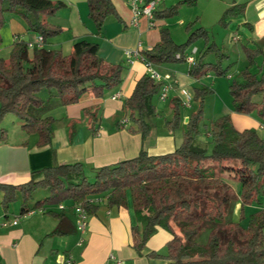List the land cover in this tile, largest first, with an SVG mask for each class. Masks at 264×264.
<instances>
[{"label":"trees","instance_id":"trees-1","mask_svg":"<svg viewBox=\"0 0 264 264\" xmlns=\"http://www.w3.org/2000/svg\"><path fill=\"white\" fill-rule=\"evenodd\" d=\"M87 3L97 34L102 33L109 17L119 19L112 0ZM178 6L156 12L155 17H170ZM65 8V3L50 0H0V46L6 14L22 18L28 31L47 43L64 31L47 18ZM237 14L236 8H231L222 20ZM187 33V41L177 44L167 29H161L160 42L143 52V57L154 65L187 63V50L197 40H204L206 48L189 64V75L196 79L210 73L227 76L222 61L228 56L210 42L208 31L190 24ZM28 44L15 41L10 58L0 59V124L7 115H16L25 133L39 136L37 146L42 148L51 144L56 122L52 117L43 118L42 113L56 105L77 104L87 92L102 97L121 85L123 66L105 61L99 56L100 46L88 40L77 41L69 56L44 46L30 49ZM245 52L249 68L241 72L242 81L234 80L230 85L233 108L238 114L256 113L264 124V72L258 77L250 71L264 51L256 47L246 48ZM211 54L217 58L216 63H205ZM161 88V83L145 75L124 104L133 124L129 130L141 134L144 140L153 129L151 119L157 113L153 100ZM213 94L208 86L195 90L197 109L189 118L182 145L174 152L154 156L143 150L133 159L96 170L92 178L81 164L44 168L33 172L26 184L0 183V207L8 212L20 203V212L26 215L45 206L70 202L94 215L98 211L91 202L95 196L105 195L111 208L126 207L131 197L137 222L132 228L133 247L137 252L141 253L160 228L172 235L167 255H155L165 264H264V208L252 213L243 224L246 206H264V140L255 130L238 131L229 115L208 125L209 139L204 140L201 123L205 100ZM171 104L173 118L166 126L175 132L183 122L182 105L179 99ZM85 115L91 119L95 133L96 114L85 111ZM5 139L6 131L2 129L0 140ZM233 182L241 186L239 196ZM239 198L242 214L240 221H234L231 215ZM54 233L60 234L61 230Z\"/></svg>","mask_w":264,"mask_h":264},{"label":"crops","instance_id":"crops-1","mask_svg":"<svg viewBox=\"0 0 264 264\" xmlns=\"http://www.w3.org/2000/svg\"><path fill=\"white\" fill-rule=\"evenodd\" d=\"M50 1L66 4L65 9L47 18V22L63 28L64 31L42 46L60 50L65 56H69L73 53L74 44L79 40L97 43L100 46L101 58L111 64L123 66V80L121 85L106 91L100 98L87 92L77 104L67 107L56 105L42 113L43 118L52 117L56 120L53 125V139L49 146L39 148L37 146L39 136L25 133L21 122H19L21 130L14 141L9 138L8 128L2 127L6 131V139L0 140V183L23 185L32 179V173L35 171L74 164H81L85 174L92 178L96 170L133 159L143 150L154 156L172 153L183 143L189 118L197 109V104L192 98L195 90L202 86L214 90L212 118L215 116L219 119L229 115L238 131L255 130L264 140V124L256 113L244 115L234 111L229 89L231 81L228 84L222 82L216 79L213 73L200 79L189 75L191 63L188 59L192 57L195 62L204 51L198 48H195L192 54L186 53L187 63L153 64L163 78L162 86L170 88L169 99L162 102L158 95L153 100L157 113L151 119L153 129L149 137L144 140L141 134L131 132L129 129L133 124L124 109V104L133 94L138 81L147 75V70L141 60H135L130 64L127 52L139 50L142 55L143 52L152 50L160 42L161 29H167L176 43L174 26L166 21L168 17L163 16L155 18L154 26H151L146 17L141 18L137 26H133L129 0H112L119 19L109 17L102 33L97 34L89 16L87 0ZM181 4L205 5L206 10L213 13L214 20L218 23L217 33L220 38L208 31L210 29L206 27L205 17L202 15L204 9L191 14L189 19L177 21L176 24L184 27L187 20L190 22L197 20L201 28L207 29L210 42L216 44L228 57L230 55L224 52V46L229 41L233 43L242 61V66L237 71L239 78L241 72L249 68L246 48L259 47L264 51V0H166L160 4L157 12H164L178 5L179 9ZM231 8H236L238 14L222 20L226 11ZM157 27L160 28L158 31ZM186 35L189 36L188 33ZM1 36L3 44L0 47V59L6 60L4 56L17 40L39 46L40 36L29 32L27 24L14 14L5 15ZM204 62L216 63L215 55H208ZM250 71L258 77L262 75L264 54L257 58L255 66L250 68ZM228 78L236 79L235 75ZM193 89L194 91L189 93ZM185 92L191 98L189 105H185L183 101ZM173 99L181 101L183 120L179 131L175 132L166 126V122L173 118V104L170 102ZM260 99L257 98V101ZM157 102L161 107H157ZM85 111L96 114L95 133L91 129L93 127L91 119L85 115ZM2 197L3 194L0 192V203ZM91 202L98 207V211L94 215H89V227L84 235L76 231L72 211L74 205L70 202L63 203L68 205L66 211H60L59 205L45 206L28 215L21 214L20 203L12 205L8 212H4L0 207V264H59L65 258H71L73 264H114L112 257L122 264L166 263L162 257L155 256L167 254V243L172 239V235L165 230L159 228L141 253L133 247L132 228L137 222L131 197L128 198L127 206L123 208L109 207L105 195L95 196ZM261 208L262 206H259L256 210ZM17 217H20L19 222L13 225L12 222ZM5 222H8L7 226H4ZM58 229L61 233L55 234ZM81 241L83 242L80 245Z\"/></svg>","mask_w":264,"mask_h":264},{"label":"rangeland","instance_id":"rangeland-1","mask_svg":"<svg viewBox=\"0 0 264 264\" xmlns=\"http://www.w3.org/2000/svg\"><path fill=\"white\" fill-rule=\"evenodd\" d=\"M181 5L180 6L182 8L180 7L178 9V13H176V14L168 17L167 20H166V21H168L169 24L173 25L174 28H175V30H176V33H175V36H174L175 38L174 39H175V41H176L177 44H182V43H185L187 41V39H188V37H187L188 35H186L187 34V28H188V26L190 24H193L194 25V29H197V28H201L202 27L197 20H192L191 22H190V20H187V23L185 24L184 27H181V26L177 25L176 24L177 21H180V20H183V19H185V20L186 19H189V17H191V14H194L197 11L200 12V11H202V9H204V12L202 13L203 18L205 17L204 18V23L207 25L206 27H208L210 29L208 31L211 32L212 35H216L217 34V36H219V33H217L218 30H219L218 29V25H217L218 23L214 20L213 13L208 12L206 10L205 5H203V6H198V5L196 6L195 4H193V5L192 4H181ZM179 15H181V16H179ZM113 17H115V16H113ZM91 22H92V20H91ZM105 24H106V22H105ZM94 27H95V25H94ZM159 29H160L159 27L156 28L157 31ZM95 31L97 33L96 28H95ZM219 38H220V36H219ZM219 46L222 47V44H220ZM195 48H198L200 51L205 50V48H206L205 41L197 40L192 46H190V48L187 50V52H189L190 54H192ZM224 52L230 55L228 58H226V59H224L222 61V67H223V69H228V67L230 66V68L228 69L227 76H225V77H219L215 73H213V74H215L214 77L216 79H219L222 82L223 81L224 82H227V84L231 81L229 83V89H230V85L234 81L233 79L230 80L231 78L230 79L228 78L230 75H232V76L235 75V77H236L235 80L236 81H242V78H239L237 76V73H238L237 71H238V68H240L242 66V61L240 60L241 57L239 55V51L236 50V49H234V45H233V43H230V41L224 46ZM10 54H11V50L8 51V53H7L6 56H4L6 58V60H8L10 58ZM212 58H214V57L212 56ZM216 61H217V58H216ZM230 63H233V65H229ZM176 64H178V63H176ZM155 69H157V68L155 67ZM213 87L216 88L215 85H213ZM193 91H194V89L191 92H189V93H192ZM187 96H188V94L185 92L183 94V98H184L183 101L185 102V105H188V102H189ZM212 96L213 95L209 96L205 100L204 119H203V121L201 123L202 138L204 140H207V141L209 139V136L207 134L208 125H210L212 122L216 121L217 118H218V117H215V116H213V118H212V115L214 113V110H213V108H214L213 101L214 100L212 99L213 98ZM193 98H194V96H193ZM258 98H260V97H258ZM156 105H157L158 108L161 107L160 103H158V102L156 103ZM19 122L20 121H19V119H18V117L16 115H13V114L7 115L4 118V120L1 122V124H0V134H1L2 127H6V128H8V130L10 132V135H9L10 140H13V141L14 140H17V138H18L17 137V133L21 130L20 129ZM204 124H208V125L205 126ZM177 131H179V130H177ZM232 186H233L234 190L236 191V194L237 195H240V193H241V186H240V184L237 183V182H233L232 183ZM66 206H68V205L66 204ZM258 207H259V205L253 204V205H248V206H246L244 208V214H245V220L243 221V224L244 225H246V223L248 221V217L252 213H254L256 211V208H258ZM262 208H264V206ZM241 210H242V203H241L240 198H239V200L234 205V209H233V213L231 215V219L234 220V221H240L241 214H242L241 213ZM167 253H168V249H167ZM162 260H164V259L162 258Z\"/></svg>","mask_w":264,"mask_h":264},{"label":"built area","instance_id":"built-area-1","mask_svg":"<svg viewBox=\"0 0 264 264\" xmlns=\"http://www.w3.org/2000/svg\"><path fill=\"white\" fill-rule=\"evenodd\" d=\"M166 0H129V4L131 6V10L133 13V26H137L139 23V20L143 17H146L151 26H154V21H155V14L163 2ZM38 44L41 47L44 44L43 38L40 36L38 39ZM29 48L33 49L35 45L33 43H29ZM127 57H128V62L130 64H133L135 60H141L146 67L147 70V75L154 80L156 83H162L163 78L161 75L157 72L155 69L154 65L147 61L140 53L139 50L137 51H129L127 52ZM177 58H180V55L177 56ZM188 61L193 64L194 63V58H189ZM169 92L170 88L167 86H162L160 93H159V99L162 102H166L169 99ZM188 97V105L191 102L190 96ZM60 211H66L68 208L66 205L63 203L58 206ZM72 211L75 216V226H76V231L80 235H84L87 233L88 227H89V214L88 211L81 205H74L72 206ZM30 214V213H29ZM28 215V214H26ZM20 217H17L14 219L12 222L13 225H17L19 222ZM8 222L4 223V226H7ZM83 241L80 242V245L82 244ZM111 260L114 261V264H122L121 261L115 260L114 257L111 258ZM59 264H73V260L71 258H65L62 260Z\"/></svg>","mask_w":264,"mask_h":264}]
</instances>
